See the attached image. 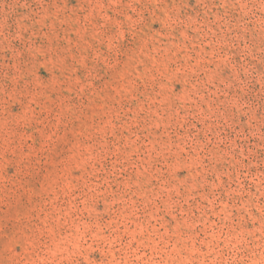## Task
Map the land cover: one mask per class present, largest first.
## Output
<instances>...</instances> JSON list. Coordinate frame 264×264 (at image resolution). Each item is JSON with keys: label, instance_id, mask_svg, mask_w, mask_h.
I'll return each mask as SVG.
<instances>
[{"label": "rangeland", "instance_id": "obj_1", "mask_svg": "<svg viewBox=\"0 0 264 264\" xmlns=\"http://www.w3.org/2000/svg\"><path fill=\"white\" fill-rule=\"evenodd\" d=\"M0 264H264V0H0Z\"/></svg>", "mask_w": 264, "mask_h": 264}]
</instances>
